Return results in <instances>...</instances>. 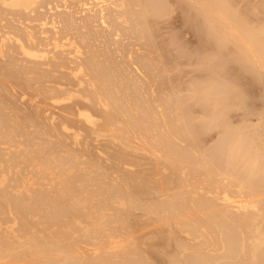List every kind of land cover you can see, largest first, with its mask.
I'll return each instance as SVG.
<instances>
[{
	"label": "bare ground",
	"instance_id": "6f19581e",
	"mask_svg": "<svg viewBox=\"0 0 264 264\" xmlns=\"http://www.w3.org/2000/svg\"><path fill=\"white\" fill-rule=\"evenodd\" d=\"M129 1L132 4L131 0H0V264H40L42 260L43 263L54 264L59 262V257L64 258L61 259L62 263L68 264H150L149 261L152 262L156 256L149 260L146 253L143 256L137 253L136 240L142 238L144 242L147 238L144 235L151 237L156 234L161 238L162 236H159L161 228L147 230L149 232L144 229L158 224L160 226L162 223H165V226H162L167 229L170 226L174 227V230L178 228L179 233L185 235L189 242H200L199 239H202L203 246H200V243L199 246L195 243L197 247L191 246L189 243L190 248L184 247L185 241L180 246L176 244L179 248L181 246L183 248L179 249L181 250L179 257L182 256V252L192 257L188 258L185 264H219L221 257L217 258L216 255L214 259L212 255L210 256L213 250L208 251L209 248H215L216 244H219L216 242L218 239L214 243L213 232L219 233L222 238L220 240L222 246L221 244L218 246H221L224 254L219 252L218 254L223 256V259L236 257L230 261L236 260L237 253L241 250L245 254L246 236H249L251 250L249 249V254L243 255L245 259L241 256L242 259L239 257L238 260H241V264L242 261L244 264L246 259L249 264H264L259 255L264 251V180L261 179L258 185L252 184L254 176L264 177V165L263 162L260 163L263 160L245 149L240 139L237 140L236 136L234 138L236 134L232 132L230 133L232 136L226 135L229 138L223 139L227 144V147L224 146V149L226 147L224 157H228V166L225 161L222 162L223 165L217 161L225 170L219 169L216 162V165L213 163L212 166L218 168L213 173L214 168L212 167V170L207 166H211L215 161L211 156L209 158L211 163H206L205 167L207 171L212 170V173H205L207 171L204 170L203 164L208 159L203 162V166L197 163L198 168L204 167L202 169L205 172L203 173L202 169L200 171L207 175L206 177L200 174L198 168L190 170L187 167L199 153L195 147L197 154L193 153L195 155L190 156L192 157L190 160L188 157L190 152L188 153L187 149L181 151V147L184 146L181 143L186 139L185 137L192 136L190 135L192 132L190 133L189 129L187 131L184 126L188 128L189 123H179L183 117L180 118L181 115L178 114L179 124L177 122L176 124L185 127L183 128L182 125L180 127V130L183 128L181 135L184 140L180 138L182 142L179 140L178 145L179 141H176L175 135L176 132L181 131L176 129L173 133L172 127L178 106L174 109L170 106L172 102L169 100L175 94L170 93L171 97H165V101L166 98L168 99L167 103L170 101V105L167 104L170 107L160 106L163 105L162 92L170 89L171 92L174 86L171 88L170 86L174 83L169 84L170 89L167 88L168 86L167 89L161 88L162 82L160 83V80L158 83L157 78L161 79L159 75L163 71L158 72L159 74L154 72L159 70L162 59L161 61L158 59L159 62L157 60L156 64L150 56L153 51L150 54L146 52L151 58L144 55L145 51H140L145 48L143 47L145 36L146 42L151 41L147 42L149 47L150 44L151 48L155 45L153 33L149 32L152 31L151 26L147 25L152 21L149 20L151 17H147L152 10L150 11L146 6L145 9L148 10L142 14L143 11L140 10L144 6L138 5L140 0H137L138 4L135 2L136 6H132L135 3L131 5L133 8L128 5ZM144 1L149 2L143 0V3ZM210 1L207 2L211 4L215 3L214 1L218 2V0ZM196 2L199 3L198 0ZM221 3L223 2H220V5ZM201 4L200 6L203 5ZM145 5L151 7L148 3ZM204 5L206 12L210 6ZM217 5L212 6L216 11L222 7L225 9L224 4L221 5L222 7L219 6V9ZM135 7L140 9L134 11L135 14L138 13L136 15L130 12V8L133 10ZM224 9L220 11L226 12L227 9ZM216 11L215 14L222 15L220 18L226 15L230 25L232 22L233 25L237 24L235 20L229 18L232 15L228 12L223 14L224 12ZM117 15H120L123 22ZM116 16L123 25L122 28L118 21L116 24ZM111 17L114 20H111ZM143 17H145L144 22L139 24L145 25L141 28L137 23ZM146 18H149L148 21ZM220 18L218 19L225 20ZM99 25L101 26L98 27ZM116 25L119 27H115ZM230 25L228 24L227 27ZM233 25L228 28L232 32L238 29ZM130 26L131 28L134 26V29H130ZM236 33V37H239V32ZM230 34L234 35L231 32ZM242 36L241 39L237 38L238 41L248 43H245ZM120 37H125V42L121 41L123 39ZM128 37L133 40L139 38L143 42L138 43V39L135 41L138 43L136 45L140 44L143 47L137 46L140 56L143 55L142 59L139 60L138 53V57L134 58V54L136 56L138 51L132 43L133 40L130 39V43H127ZM248 37L251 38L250 41L253 40L252 36L248 35ZM117 44L122 45L117 49ZM112 46H116L117 50ZM153 49L155 51V47ZM122 55H127L128 58L127 56H124L126 59L122 58ZM117 58H121L120 61L125 59L124 63L119 64ZM143 58H150L151 61H146L147 59L143 61ZM137 59L140 62L142 60L144 65ZM126 60L128 62L125 64ZM152 61L155 62L153 69L159 65L158 70L155 69L154 72L150 69L151 63H148ZM146 62L149 65H146ZM139 64L145 68L142 70L143 67L140 68ZM165 65L161 64L164 70ZM166 69L168 72L169 68ZM144 70L148 72L151 70L153 75L155 74L156 79L153 77L160 88L153 85L151 72L150 75L145 74ZM169 77L166 78L170 80ZM169 80L168 82L171 83ZM158 89H162L159 97L160 92L155 91ZM172 93H175L174 90ZM149 95L150 99H148ZM155 97L160 98L158 100L160 102L154 100ZM173 105L176 107L177 104ZM163 108L168 109L167 113L174 114L173 117L171 113L166 114ZM165 114L170 115L172 120L170 121L169 116L166 119ZM213 116L218 118L222 115ZM170 122L173 124L168 126L171 127L168 130L166 125ZM209 123L213 124V122ZM175 128L179 127L176 125ZM184 129L190 134L184 136ZM189 136L187 139L190 138ZM191 138L193 139V136ZM192 139L185 142L188 144L192 141L197 142L196 139ZM173 140L177 142L176 148L179 146L180 150L174 148ZM193 145H189L191 149H194ZM202 151L204 152V149ZM212 156L215 157L214 159L217 158L214 154ZM224 157L220 158L221 161ZM197 158L198 156L195 159ZM233 158L237 166L233 162L235 166L231 163L230 168L228 161ZM239 162L243 163V166L242 164L238 166ZM260 166L263 168L259 169ZM239 169L244 170V173H241L242 179H238L240 178L238 174L241 172ZM187 170L194 171V176H203L205 180L202 185L197 183L202 181L200 180L202 177L198 179L199 176H196L197 182L190 183L192 172L188 181L186 175L190 173L188 174ZM196 170L199 172L196 173ZM243 174L245 175L242 176ZM211 181L215 186L210 187ZM205 182L209 183L204 184ZM139 211L145 213V219L147 216L148 219H142L137 224L135 218L138 219L136 215ZM149 216L156 219L152 221ZM168 223L170 225L167 227ZM140 225L142 228L148 227L143 228L142 231ZM136 226L140 227V230L138 228L137 230ZM171 229L173 230L170 228V231ZM135 234L137 237L134 236ZM180 234L178 238L182 236ZM124 236L129 238L128 241L123 240ZM171 238L177 240L173 235H169L166 239L171 240ZM180 238L179 243H181ZM138 241L140 243L141 239ZM143 242L140 244L145 245L146 242ZM87 243L94 250L91 249L88 251L90 253L83 255L82 248L87 250L91 248L82 246ZM152 248L153 251L154 247ZM140 252H143V249L140 248ZM158 252H155L156 255ZM54 253L58 260L55 256L54 260L52 257V259L46 258ZM88 254L91 255L85 256ZM94 256L99 260L89 259ZM262 257L264 258V253ZM169 260L170 264H177L180 259L177 263L176 261L171 263L174 258L172 261ZM180 262L181 260L178 264ZM226 263L227 261L224 264Z\"/></svg>",
	"mask_w": 264,
	"mask_h": 264
},
{
	"label": "rangeland",
	"instance_id": "374dc122",
	"mask_svg": "<svg viewBox=\"0 0 264 264\" xmlns=\"http://www.w3.org/2000/svg\"><path fill=\"white\" fill-rule=\"evenodd\" d=\"M148 1L149 2L144 1V3H143V0H140L139 1L140 3L138 4L137 0H131L132 4L136 2L138 5H140V4H141V6L143 5L144 7H142V8H141V6L139 7V8H141V10L137 9V7H135L133 10L131 9L134 6L137 5L136 3L134 5H132L130 3V1H129L130 4H128V5H130V7H131V5L133 6V7L130 8V12H132L134 15L138 14L137 12H136V14L134 13V11H137V10L143 11V13L142 12L141 13L144 14V11L148 10V9H145L146 6L149 8L150 11L154 10L153 12L151 11L152 14L150 12V15L147 12L148 13L147 17H151L150 19L149 18L148 19L149 20L152 19V21H153V22L149 21L151 25L148 24V23H147V25L151 26L152 31H149V32H150V34H151V32L153 33V36H154V38L152 36L153 44H155L157 47H159L158 48L159 50L156 49L157 47L155 45L153 46V48L155 47V51L157 50L156 52L154 51L153 48H151V44H150V47H149V44H147L148 41L147 42L145 41V39H146L145 37L146 36L144 35L145 36L144 38H143V36H138V37H140V38L142 37L143 40H144L143 42L145 43L144 45H146V46L148 45V46L146 48V46L143 45V47H145V48H144V50H140V51H145L144 55H147L146 52H149V54H150V52L153 51V53L150 56H152V59L156 62V64H157V60L158 59H160V61L162 59V63L161 64L162 65L167 64L169 66V67H167V65H165L166 67H165V70H164L162 68L163 66L161 67V64L158 63V64H160V68H162V69L158 68L159 70H161V71H159L157 69V67L159 65L158 66L156 65L155 69H157L158 71L154 72L156 70L153 69L152 67L155 66V62L154 61L148 62V63H151L150 64L151 65L150 69H152L154 73H158V72L161 73L163 71V73H161L163 75V78H162L161 74L159 75V76H161V79H160V77H159V80L157 78L158 83H159L160 80H161L160 83L162 82L161 83L162 85L160 84L161 88L165 89L167 86H168L167 88H169V84L174 83V85H171L170 88L172 86H174L172 88V91L174 90L175 93H172V91L170 92V90H171L170 88H169L170 89L169 91L168 90H166V92L164 91L166 94L164 92H162L163 93V96H162L163 98L161 100H163V103L162 102L161 103L163 105H160L162 107L163 106L164 107L165 106L168 107L170 104H172L170 106H173L174 109H176L177 106H178V111L176 109L175 113H174V114H177V115L173 114L176 117V119H175V117H173L171 112H170L171 114L167 113L168 111H166V110H168V109L163 108L164 111H166V114H170L171 117H173V120L175 121L174 126L172 125L173 133H174V131H176V129L180 130V127H181L182 124H180V126H178L179 123H182V122H183V124L189 123L190 125L188 124V126H189L188 128H187L186 125H184L186 128L183 125L182 126L187 131L189 129L190 133L191 132L192 133L190 134L189 132H187L184 129V131L187 132V133L184 132V134H185L184 136H187L188 134H190V135L193 136V139L194 140L196 139V141H197V142H195V141L193 142L192 141L193 143L191 142L189 144L186 143L187 142L186 140L190 139L192 136L188 135L190 138L187 139V137H188L187 136V137H185L186 139L184 140L183 136L181 135V133H183L182 132L183 128H181V130H182V131L180 130L181 132L178 131L180 133V136H182V137L178 136L179 133L176 132V135H175V137H177L176 141L178 142L180 140V138H181V140H184L183 142L180 140L182 142L181 145L182 146L184 145L183 147H181L182 148L181 151L182 150L186 151V149H187L188 153L190 152L189 153L190 155L187 153L189 155L188 156L189 158H190V156L193 157L195 154H197V152L195 153V147L197 148L196 150H198V152H199L198 153L199 155L197 154L194 157L196 158V156H198V158H200V159L197 158V160H196L194 158V161H193V160H191L192 159V157H191L190 158V160H191L190 164H188L187 167L190 170H192L194 168H198L197 163L199 165L200 164L202 165L203 162H205L206 159H208L207 162H205L203 164L204 167H205L206 163H211V162H209L210 156H211L212 160H215V161L212 162L211 166L206 164L209 168L212 169L213 163H214V165H216L217 161H219L222 165H223V163L225 161L226 165H227V160H228L227 158L228 157H224V155L226 154L225 153L226 152L225 149L227 147V144H226L225 140L223 141V139H225L227 137L226 135H230V133H232V132H234L236 134V135H234V138L236 136L237 140L240 139V141L243 143V146L245 147V149L250 151V153L254 154L256 157H258V158L260 157L261 160H263L261 162L259 160V162L260 163L263 162V165H264V0H220V2H223V3H221V5L224 4L225 9H227L228 11L225 10L220 5L219 0H218L219 4H218L217 1H214L215 3L211 4V3L207 2L209 0H207V1L206 0H203V1L202 0H198L200 4L201 3L203 4L204 1H205L204 4H206L207 6H210V4H211V6H210L211 9L209 7L207 9V11L210 10V11H208L210 13V15H209V13L207 11L205 12V8H206V7H204L205 5L203 4L204 5L203 6L201 4L203 7L200 6V4L196 2L197 0H192V1L191 0H168L167 2H164L165 0L164 1L163 0H154L156 3H154L153 0H148ZM194 2H196V3H194ZM216 2H217L218 5L216 4ZM146 3H148L151 7H149L148 5H145ZM207 3H209V4H207ZM213 4H214V6L217 5V9H219L218 7L220 6V7H222L220 9H224L226 12L229 13V15H232L231 17H233V18H231V17H229V18L232 19V20H235L234 22H236L238 24V26H236L237 24H235V23L233 25V22L231 21L233 27L235 26L236 29L238 28L236 30V29H234L232 27V29L239 32L238 35L240 34L239 35L240 39H241V36L243 35L242 39L245 40V43L248 42V43H246L248 45L244 44L242 42V40H241V42H240V40L238 41L237 38H239V37H236L237 36L236 31L232 32V30L228 29L232 25H230L231 24V23H229L230 20H228L226 15H225V17L223 15V18L225 20L227 18L228 22L225 21V20L222 21V20L218 19L222 15H220L218 13H216V14L214 13V11H216V9H215V7H212ZM226 6H227V8H226ZM142 9H145V10H142ZM213 9H215V10H213ZM220 9H219V11L217 10L216 12L223 13L224 11H222V10L220 11ZM140 11H138V12H140ZM226 12H224L223 14H225ZM147 13L145 12V14H147ZM206 15H207V17H206ZM117 16H119V18H120V15H117ZM117 16H116L117 20L115 19L116 20V24H117V21L119 19ZM144 16L146 17V15H144ZM112 17L114 18V16H112ZM136 17H138V16H136ZM145 17L141 18L142 20L140 19V22L138 21L137 24L144 22ZM113 18L111 20H114ZM223 18L221 17L220 19H223ZM148 19H147V21H148ZM111 20H109V21H111ZM122 20L123 19H121V22H123ZM109 21H108V23H109ZM111 22L115 23L114 21H111ZM225 22H226V24H225ZM131 23L133 24V22H131ZM227 23L230 25L229 27H227V25H228ZM97 24L98 23H96V25ZM132 24H130V25H132ZM137 24H135V25L137 26ZM109 25H111V24H109ZM120 25L119 26L122 28L123 25L121 23H120ZM139 25H140L139 27L142 28L145 24L142 25V26H141V24H139ZM221 25H222V27L224 25V27L226 26L227 28L226 27L222 28ZM100 26L101 25H99L98 27H100ZM119 26L116 25L115 27H119ZM133 27L131 28V26H130V29H134ZM135 28L138 29V27H135ZM146 29H147V26H146ZM227 29L229 30V32L227 31ZM230 32L234 33V35L230 34ZM230 35L235 36L237 41H236V39L234 37H232ZM248 35L253 37L252 41H250L251 38L248 39L249 38ZM128 36H130V35H128ZM133 37H134V35H133ZM147 37H148V39L150 38L149 35ZM121 38L122 37H120V39ZM124 38H122L123 40H121V41L125 42ZM131 38H132V35H131ZM131 38H129V37L127 38L128 39L127 43L130 41ZM115 40L112 39V41H114V42H115ZM132 40L133 39H131V41ZM136 40H137V42L139 41L138 43L141 42L139 40V38H136ZM136 40L134 38L132 43H133V45H135L136 50H137V48H138L137 46H139V47H142V46L140 44L136 45V44H138L137 42L135 43ZM143 42H141V43H143ZM150 42H148V43H150ZM249 42H250V44L251 43L252 44L250 45ZM112 45H113V43H112ZM116 46L115 47L112 46L113 49H115ZM120 46L118 45L117 49ZM249 46H251V47H249ZM148 47H149V49H148ZM117 49H115V50H117ZM139 49H141V48H139ZM145 49H147V51ZM151 49H153V50H151ZM160 49H162V51ZM101 50H103V48ZM133 50H132V52H133ZM137 51L138 52H136V56L134 54V58L138 57L137 56V53H138L139 54V60H140V58L142 59L143 55L140 56L139 50H137ZM133 53H135V52H133ZM156 53H158V54H156ZM149 54L147 56H149ZM120 55H121V53L119 54V56ZM124 56L122 58H125L127 55L125 57ZM145 57L146 56H144V58ZM163 57H164V59H163ZM127 58H128V56H127ZM150 58H148V59L146 58L147 60L144 59L143 61H145V60L146 61H151V60H149ZM117 59L119 60L117 62H119V64H121L126 58L122 59L123 61H120L121 58L120 59L117 58ZM138 61H136V62H138ZM163 61H165L166 63L163 62ZM127 62H128V60L125 61V64ZM158 62H159V60H158ZM140 63H142V60H141ZM148 63L146 62V65ZM142 65H144V64L142 63ZM142 65L139 64L138 66L140 68L143 67L142 68V70H143L145 67L142 66ZM170 66H171V68H170ZM121 67H123V66L121 65ZM147 67H146V69H147ZM166 68H169L168 72L171 69L170 72H169L170 74L167 72ZM145 71H146L145 74L149 73V75H150L151 70H150V72H148L147 70H144V72ZM164 71L167 72V73H164ZM153 72H151L152 77L155 75V74L153 75ZM164 75H166V77L170 76L169 78H171L172 80L171 79L169 80ZM149 77L152 78L151 76H149ZM154 77L156 79V76H154ZM154 77L152 78L153 79L152 81L154 83L153 85H156L157 87H159L158 86L159 84L157 85L156 80L154 79ZM154 80H155V82H154ZM168 80L171 81V83H169ZM149 81L151 82V80H149ZM164 81L166 83H164ZM151 85H152V83H151ZM160 90L162 91V89H160ZM160 90L159 89H158V91L155 90L157 93L160 92L158 94V97H159L160 94H162ZM170 93L173 94V95L175 94V96L171 97ZM169 94H170V96H169ZM155 96H157V94ZM149 97H150V95L148 96V99H150ZM165 97H168V98L171 97V99H169V100L172 103L169 104L170 101L167 103L168 99L166 98V101H165ZM155 99H157V98L155 97L154 100ZM158 100H160V98L157 99V102H160ZM164 103H165V105H164ZM174 103L177 104L176 107H174L175 106V105H173ZM158 104H160V103H158ZM167 104H169V105L167 106ZM207 112H209V114ZM166 114H165V116H166ZM178 114L181 115V117ZM190 114H191V117H190ZM219 114L222 115V116H219ZM170 115H167V116H169L168 118L171 121L172 119L170 118ZM213 115H217L219 117L217 118V117H215ZM167 116H166V119H168ZM178 116L180 118L183 117L184 120L180 119L179 121H181V122L178 123L177 122L178 118H179ZM212 117H213L214 120L212 119ZM220 117L222 119H220ZM168 121L169 120H167V122ZM176 122L178 124H176ZM209 122H213V124L211 123L212 124L211 125ZM171 123L172 122H170V124L167 123L168 125H166L167 126L166 128L168 130H170L169 128H171V127L168 128V126L171 125ZM176 125L179 128H175ZM191 128H193V129L191 130ZM167 129H165V130L167 131ZM196 132H198V133H196ZM230 136H232V135H230ZM178 137H179V139H178ZM227 138H229V136ZM190 140H188V141H190ZM232 140H233V138H232ZM176 141L174 142V140H173V142H172L173 145L175 146L174 148H176V145H175L177 143ZM180 141L177 143L178 145H179ZM222 141L225 142V143L223 144ZM221 142H222V144H221ZM185 143H186V145H185ZM190 144L191 145H193V144L196 145V146L193 145L194 149H191V147L189 146ZM185 146L186 147L189 146L190 148L189 149H188V147L185 148ZM198 146H200V147H198ZM224 146H226L225 149H224ZM178 147L176 149H179ZM199 148H200V150H199ZM202 149H204V152L202 151ZM179 150H177L178 153L180 152ZM191 150H193L194 152H192ZM205 151H207V152H205ZM216 151L218 153H216ZM191 153L192 154L195 153V154L191 155ZM203 153H205V154H203ZM211 153L214 154V156H216L217 158L218 157L219 158L218 159L217 158L214 159L215 157H213ZM221 154H222V156H221ZM185 155H186V153H185ZM201 155H202V157H200ZM204 156H205V158H204ZM221 157H224V158H222L223 161H221V159H220ZM225 158H226V160H224ZM195 160H196V162H195ZM230 160H232V159H229V161H228L229 166H230L231 163L233 164L234 158H233V160L231 162H230ZM201 161H202V163H201ZM220 163H218L219 169L223 168V166L220 165ZM240 164H242V166H243V163H240V162L238 163V166ZM190 165H192V166H190ZM235 165H236V163H235ZM235 165L233 164V166H235ZM263 165L261 164V166H263ZM231 166H230V168H231ZM261 166H260L259 169L264 167V166L263 167H261ZM191 167H193V168H191ZM204 167H201V169L202 168L204 169ZM240 167H238V168H240ZM217 168H214L213 173L215 172V170H217ZM226 168L228 169V167H226ZM198 169H199V171L201 170L200 168H198ZM203 169H202V171H203ZM206 169L207 168L205 167L204 170L207 171ZM212 170H209L207 172L203 171V173L204 172L205 173H209ZM199 171H197L196 173H198ZM202 171H200V174L204 175V177H206L207 175L202 174ZM240 171L241 170L239 169V172ZM191 172H192V177H191ZM191 172L188 171V174L189 173L190 174L186 175V177H188V181L190 180L189 177H191L190 183L193 182V181L197 182L198 180H195V179H197V177L199 176L198 179H200V177H202V179H200L202 181H198L197 183L202 185V182H203V180H205V178L203 176H200V175H198V176L195 175L194 176L193 175L194 171H191ZM242 172L244 173V170L241 171L238 174V177H240V178L237 177V173H236V177L238 179H242L241 178V173ZM244 175L245 174H243L242 176H244ZM186 177H185V179H186ZM194 177H196V178H194ZM192 178H194V179H192ZM254 178L256 180H254ZM254 178L252 179V181H254L252 184L256 183V185L260 184V182L262 181L261 179L264 180V177L262 178V176H260V175L259 176L256 175V177L254 176ZM257 178H260V179H257ZM219 179L220 178H218V180ZM211 182L212 183H209V182L206 183L205 182L204 184H208L209 183L210 187L215 186V185H212V184H214L213 181H211ZM197 183H195L196 186H198ZM195 184H193V185H195ZM206 186L207 185H205V187ZM154 198L156 199V197H154ZM148 200L150 201V199H148ZM151 203H155L156 204V202H151ZM155 204H153V205H155ZM263 208H261V209L263 210ZM140 213H141V218H140ZM136 217H138V219L140 218L139 219L140 221L135 218V221L137 220L136 223L139 224L142 219L143 220L145 219V213L142 214V212L139 211V212H137ZM147 219H148V216L146 217L145 220H147ZM149 219L153 221V219H156V218L153 217V216H151V217L149 216ZM164 224L165 223H162V224H160V226H162V225L165 226ZM171 224H172V222H171ZM169 225H170V223H168L167 227ZM154 226H152V227L150 226L152 229H150V227H148V226L143 227V228H147L148 227V229H144L146 231L147 230H149V231L153 230L154 228H157L159 230L161 228V232L164 231L165 227H163V226L160 227L159 224H158L159 227L156 226V225H154ZM140 227H141V230H142L143 228H142L141 225H140ZM140 227L136 226V229L138 228L140 230ZM170 228H173V230H174V227L170 226ZM170 228L169 227H168V229L165 228V231H164L165 235L163 234V232L162 233L160 232L159 236L160 237L162 236L161 238L156 236L158 234H156L154 236L151 235V237L150 236L148 237L147 235L146 236L144 235V237H147V238H145V239L143 238L144 242H146L145 245L142 244V245H144L143 247L140 244V243L143 242L142 238H137V240H136V242H137V244H136L137 253L138 252H139V254L141 253L140 254L141 256L145 255V253H146V256L148 257L149 260H151L152 258H154L156 256L157 259L154 258L152 260V262L149 261L150 264H152V263L153 264H168V263L170 264V262H169L170 260L169 259H171V261H172L173 258L175 260H173L171 263H174L175 261L177 263V260H179V259L181 260L180 264L187 263L188 258H192V257H189L185 252H182V256L179 257L181 255L180 254L181 250H179V249H183V248H181L182 246L179 248L180 244L182 245L184 243V241H185V245H186L187 242L188 243H187V246L184 245V247H189L190 248V245L191 246L196 245V244L198 245V243H200L199 244L200 246H203L201 244V243H203V242H201L202 239H199L200 242L195 241L196 244L194 242H189V240L186 239L185 235L183 236V234L179 233V229L178 228H177L178 232H176L177 230L173 231L172 229L170 231ZM168 230H169V232H174L175 234H173V233L169 234ZM263 230H264V227H263ZM142 231H140V232H142ZM149 231H147V232H149ZM167 233L169 235H171V236L173 235L174 238L176 236L178 241L176 239H174V240H176V242H175L172 238H171V240L166 239V238H169V235ZM138 234H140V233H138ZM179 234L182 235V236H180L181 238L179 237L181 243H179V238H178ZM213 234L214 235L216 234L217 237L214 236ZM140 235H139V237H140ZM212 235H213V237H215L214 238L215 239L214 243L219 242V244H221L220 240L222 238H220L221 236L219 235V233L217 234L216 232H213ZM224 235L225 234H223V236ZM134 236H136V234ZM134 236H132V237H134ZM136 237H134V238H136ZM248 237L249 236H246L247 239L245 238L246 239V242H245L246 243V245H245L246 246L245 247L246 251H244L245 254H243V251L241 249H239V250H241V251H239L241 253H239V252H238L239 254L237 253V256H238L237 258L238 259H239V257L242 259L241 256L249 254L248 252H250V250H251V242H249ZM124 238L126 239V240L123 239L124 241H128L127 239H129L126 236H124ZM224 238H225V236H224ZM140 239H141L142 242L140 241V243H139L138 240H140ZM158 239H160V240H158ZM181 239H183V240H181ZM167 240L170 241L169 242L170 245H169V243L167 244V242H168ZM150 241H151V243H150ZM173 241L175 242V245H174ZM203 241H205V240L203 239ZM147 243H149V245ZM177 243H178L179 246L176 245ZM189 243H190V245L188 246ZM150 244H152V245H150ZM153 244H154V246H153ZM165 244H167V245L165 246ZM171 244L174 247L173 246L171 247ZM219 244H216L217 246L215 248H219L220 251L219 250L217 251V249L215 250L214 247L213 248H209V250H208L209 252H210L211 249L213 250L212 252H210L212 254L209 253L210 256L212 255V258H214V259L216 258V255H218L217 258L221 257V259H219V262H218L219 264L220 263L224 264L226 261H227L226 264H230V263L234 264L235 261H237L238 259L232 260V261H230V260L231 259H235L236 257H234V258L232 257L231 259H229V258L228 259L227 258L223 259V256L219 255L220 253L224 254V252L220 248L222 246V244H221V246H218ZM86 245H88V246L86 247ZM86 245L84 244L82 246H85V248H90L91 247V246L89 247L90 244H88V243ZM197 245H196V247H197ZM82 246H81V248H82ZM151 246L154 247V250H153L154 252L152 251L153 248ZM167 246H168V248H167ZM139 247L141 248V250L143 249V252H140V248ZM144 247L147 248V249L145 250ZM175 247H177V248L175 249ZM248 247H250V248H248ZM83 249L84 248H82V250H81L83 255H84V253H87L91 249H92L91 251L94 250L93 247H91L88 250L87 249L83 250ZM247 250H249V251H247ZM83 251H86V252H83ZM214 251L215 252L217 251V252L214 253ZM155 252H158L157 255H159V256H157ZM218 252H219V254H218ZM88 253H90V252H88ZM151 253H153V255ZM183 253H185V254H183ZM260 253H261V254H259V255H261L260 258L263 259L262 262H264V258L262 257L264 251H263V253L262 252H260ZM169 254L171 256H173V257H170ZM89 255H91V254H88V255H85V256H89ZM160 255L161 256L164 255L163 257H165V258L163 259V257H161ZM54 256H55V253L53 255L51 254L50 256H47L46 258H48V257L51 258L52 257L53 260H54L55 258H57L56 256L54 258ZM175 256H176V258H175ZM147 257H145V258L148 261ZM86 258L88 259L89 257H86ZM94 258H97V257L94 256L93 258L90 257L89 259L90 260L92 259V261H93ZM181 258L184 259V260L182 261ZM243 258H244V256H243ZM61 259H64V258L59 257V260L57 258V260L59 261L58 262L59 264H68V263H62L61 261H63V260H61ZM261 259H259V260L261 261ZM84 260L86 261V259H84ZM97 260H99V259L97 258ZM42 261H40L42 264H46L47 263V262L43 263ZM179 261H178V263H179ZM221 261H224V262H221ZM245 262H247L249 264L247 259L244 261V264H246ZM55 263L58 264L57 262H54V264ZM238 263L241 264V260H238V262H236V264H238ZM48 264H50V263H48ZM242 264H243V261H242Z\"/></svg>",
	"mask_w": 264,
	"mask_h": 264
}]
</instances>
